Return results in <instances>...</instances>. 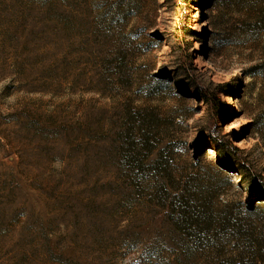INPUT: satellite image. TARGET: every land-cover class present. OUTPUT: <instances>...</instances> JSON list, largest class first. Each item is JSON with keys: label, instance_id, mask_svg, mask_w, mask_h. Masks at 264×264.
I'll list each match as a JSON object with an SVG mask.
<instances>
[{"label": "rangeland", "instance_id": "rangeland-1", "mask_svg": "<svg viewBox=\"0 0 264 264\" xmlns=\"http://www.w3.org/2000/svg\"><path fill=\"white\" fill-rule=\"evenodd\" d=\"M186 1L187 73L172 43L120 79L105 0H0V264H264V199L209 138L238 123L264 179V0Z\"/></svg>", "mask_w": 264, "mask_h": 264}, {"label": "trees", "instance_id": "trees-1", "mask_svg": "<svg viewBox=\"0 0 264 264\" xmlns=\"http://www.w3.org/2000/svg\"><path fill=\"white\" fill-rule=\"evenodd\" d=\"M197 4V8H202L208 0H192ZM186 0H105L103 5L104 15L101 28L94 29L92 33H97L94 38L103 46V58L108 63H116L118 71L110 72L113 76L122 78L125 75L124 67L129 61L132 49L141 48L138 57L151 56L153 66H156L158 50L163 44H172L174 50L179 52L180 63L176 64V69L182 72L187 71V61L193 59V54L189 48L184 47L186 32H191L196 38L201 39L200 31L187 29L186 27ZM170 13L166 18L158 21L165 9ZM161 11V12H160ZM163 25V27H160ZM189 34V33H188ZM97 42V43H98ZM155 52V53H154ZM164 69V68H163ZM162 69L156 73L157 77L164 78L169 75ZM187 73V72H186ZM200 100L211 103L209 92L196 86ZM231 131L222 135L223 141L218 137V133H212L209 138L212 147L218 155L219 165L231 168L230 170L240 173L244 180H247L253 188L254 196L259 200L264 199V179L254 171L253 167L238 157L239 147L235 145L233 133ZM238 133V132H237Z\"/></svg>", "mask_w": 264, "mask_h": 264}, {"label": "bare ground", "instance_id": "bare-ground-1", "mask_svg": "<svg viewBox=\"0 0 264 264\" xmlns=\"http://www.w3.org/2000/svg\"><path fill=\"white\" fill-rule=\"evenodd\" d=\"M192 7H193V8L197 7V4H196L195 1L192 2ZM196 17H197V16H195V17L193 18V20H192V29H193V30H195V29L198 28V22H197V18H196ZM192 37L195 38L196 36H195V35H194V36H191V39H192ZM240 127H241V126H240L238 123H236V124H234V125L232 126L233 130H235V131H239Z\"/></svg>", "mask_w": 264, "mask_h": 264}]
</instances>
